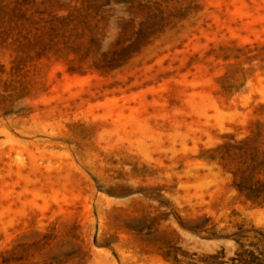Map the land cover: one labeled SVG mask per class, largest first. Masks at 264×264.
Instances as JSON below:
<instances>
[{"label":"rangeland","instance_id":"rangeland-1","mask_svg":"<svg viewBox=\"0 0 264 264\" xmlns=\"http://www.w3.org/2000/svg\"><path fill=\"white\" fill-rule=\"evenodd\" d=\"M132 1L165 27L103 72L0 11V264H264V0Z\"/></svg>","mask_w":264,"mask_h":264},{"label":"trees","instance_id":"trees-1","mask_svg":"<svg viewBox=\"0 0 264 264\" xmlns=\"http://www.w3.org/2000/svg\"><path fill=\"white\" fill-rule=\"evenodd\" d=\"M75 5L66 7V14H58L65 10V2L61 0H40L44 9L38 12L36 20L24 17L27 6L35 4L37 0H0V11L8 8L11 11L8 22L11 27L22 30L27 24L34 23L37 36L46 38L56 46L57 51H65V61L71 72L83 73L87 67L103 72L118 68L130 58L142 52L151 42L156 33L161 32L164 24L156 22H135L130 15L134 2L132 0H74ZM119 6L121 13L115 14L106 9L108 6ZM141 8V3H137ZM113 19L114 32L103 58L88 66L82 64V59L89 51L97 46L109 30L108 23ZM104 32V35H103ZM100 36V37H99ZM102 37V38H101ZM72 53L75 59L66 60ZM260 182V181H259ZM260 188L256 196H247L254 203L264 202V180L259 183Z\"/></svg>","mask_w":264,"mask_h":264}]
</instances>
